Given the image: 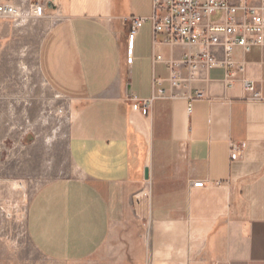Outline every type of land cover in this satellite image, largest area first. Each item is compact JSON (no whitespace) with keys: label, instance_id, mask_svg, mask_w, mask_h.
I'll return each instance as SVG.
<instances>
[{"label":"crops","instance_id":"obj_1","mask_svg":"<svg viewBox=\"0 0 264 264\" xmlns=\"http://www.w3.org/2000/svg\"><path fill=\"white\" fill-rule=\"evenodd\" d=\"M2 3L17 13L0 18V40L30 37L41 8L48 24L37 66L43 84L71 103L76 173L44 184L27 207L28 238L45 258L90 259L119 214L139 224L141 264H264V101L228 84L223 67L172 88L168 61L185 48L154 34L152 0ZM135 17L144 21L129 41ZM233 59L264 97V46L236 49ZM174 70L186 75L181 64ZM157 89L163 95L145 111L131 100Z\"/></svg>","mask_w":264,"mask_h":264},{"label":"rangeland","instance_id":"obj_2","mask_svg":"<svg viewBox=\"0 0 264 264\" xmlns=\"http://www.w3.org/2000/svg\"><path fill=\"white\" fill-rule=\"evenodd\" d=\"M32 14L30 37L0 40V264H141L140 227L128 215H117L102 248L83 262L47 259L28 238L33 194L76 173L67 143L71 103L43 84L37 53L48 22Z\"/></svg>","mask_w":264,"mask_h":264},{"label":"built area","instance_id":"obj_3","mask_svg":"<svg viewBox=\"0 0 264 264\" xmlns=\"http://www.w3.org/2000/svg\"><path fill=\"white\" fill-rule=\"evenodd\" d=\"M152 6L150 20L154 34H161L163 43L185 48L178 61H168L167 80L172 88L188 85L203 70L223 67L228 84L238 81L243 91L249 93L248 99L264 101L252 80L239 77L244 71V62L233 59L236 49L248 52L264 46V0H152ZM33 10L34 13L41 12L37 6ZM16 13L12 5L0 4V18H12ZM143 21L142 18H132L127 35L129 41L134 36L135 27ZM130 52L129 47L128 57ZM218 53L222 54L221 58ZM156 59L161 57L157 55ZM179 64L185 67V76L174 70ZM162 95V89H157V95L149 99L141 100L132 95L131 100L145 111L156 96ZM194 96L201 97L202 93L197 91ZM202 185V181L193 183L196 187Z\"/></svg>","mask_w":264,"mask_h":264},{"label":"water","instance_id":"obj_4","mask_svg":"<svg viewBox=\"0 0 264 264\" xmlns=\"http://www.w3.org/2000/svg\"><path fill=\"white\" fill-rule=\"evenodd\" d=\"M145 171H146V169H145Z\"/></svg>","mask_w":264,"mask_h":264}]
</instances>
